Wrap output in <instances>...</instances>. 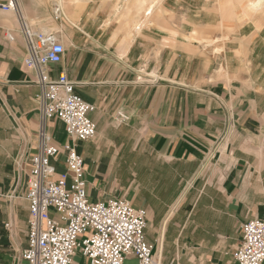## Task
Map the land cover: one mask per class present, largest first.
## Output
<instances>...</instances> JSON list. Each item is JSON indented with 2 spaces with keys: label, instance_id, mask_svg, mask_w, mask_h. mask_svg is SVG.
Masks as SVG:
<instances>
[{
  "label": "crops",
  "instance_id": "obj_1",
  "mask_svg": "<svg viewBox=\"0 0 264 264\" xmlns=\"http://www.w3.org/2000/svg\"><path fill=\"white\" fill-rule=\"evenodd\" d=\"M158 1L19 0L25 20L66 48L51 77L67 74L94 108L92 140L74 142L58 118L48 131L83 157L92 202L126 199L146 211L145 238L161 264H237L243 224L264 221V29L239 38L175 22L174 13L191 14L189 0H160L162 25L136 26ZM8 2L0 0V264H28L41 89ZM52 163L66 171L63 155ZM73 264L87 260L78 252Z\"/></svg>",
  "mask_w": 264,
  "mask_h": 264
},
{
  "label": "built area",
  "instance_id": "obj_2",
  "mask_svg": "<svg viewBox=\"0 0 264 264\" xmlns=\"http://www.w3.org/2000/svg\"><path fill=\"white\" fill-rule=\"evenodd\" d=\"M2 8L19 16L28 51L25 65L36 73L41 89V126L27 185L29 247L22 258L28 264H73L81 252L87 264H126L128 258L136 264H158L145 238L146 211L126 199L92 202L83 157L75 146L56 145L48 131V120L58 118L74 142L92 140L97 134L91 119L94 108L76 94L75 83L65 73L57 79L50 75L66 52L58 34L34 29L23 17L19 0H9ZM62 155L66 171L59 173L52 161ZM51 209L59 219L50 216ZM242 232L243 243L234 253L237 264H264V221H248Z\"/></svg>",
  "mask_w": 264,
  "mask_h": 264
},
{
  "label": "rangeland",
  "instance_id": "obj_3",
  "mask_svg": "<svg viewBox=\"0 0 264 264\" xmlns=\"http://www.w3.org/2000/svg\"><path fill=\"white\" fill-rule=\"evenodd\" d=\"M254 2L262 4L264 0H204V2L189 0L184 4L188 9L192 10L191 14L186 18L180 13H174L173 20L175 22H187V25L197 24V22H199L200 25L206 26V31H227L228 35L226 36L232 35L231 33L236 34L235 32L237 31L239 38H243L250 32L251 28L257 30L264 29V6L259 11H256L252 8ZM176 4L177 3H174L173 5ZM158 9V13H154L152 16L141 13L142 17L139 19V22L137 21L136 26H149L150 24L162 25L165 21L164 16L166 15L163 1H158ZM59 30L60 28L58 27L52 29V31L56 32H59ZM262 34L264 36V30ZM207 39V42H211V40ZM50 216L54 219H59L60 217L55 209H51ZM9 226L10 225H8V227ZM155 261L161 264L156 259Z\"/></svg>",
  "mask_w": 264,
  "mask_h": 264
},
{
  "label": "bare ground",
  "instance_id": "obj_4",
  "mask_svg": "<svg viewBox=\"0 0 264 264\" xmlns=\"http://www.w3.org/2000/svg\"><path fill=\"white\" fill-rule=\"evenodd\" d=\"M263 6H264V3H262V4L259 3V4H258V3H255V2H254V3L252 4V8L255 9L256 11H259Z\"/></svg>",
  "mask_w": 264,
  "mask_h": 264
}]
</instances>
